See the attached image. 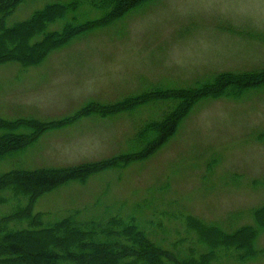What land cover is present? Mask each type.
Wrapping results in <instances>:
<instances>
[{
	"label": "rangeland",
	"instance_id": "obj_1",
	"mask_svg": "<svg viewBox=\"0 0 264 264\" xmlns=\"http://www.w3.org/2000/svg\"><path fill=\"white\" fill-rule=\"evenodd\" d=\"M72 1L29 0L17 6L6 25L23 23L47 5ZM101 17L81 5L64 21L75 18L81 24ZM64 21L48 31H60ZM260 70L264 0H152L49 52L40 64L0 65V120L24 122L12 133L29 136L35 123L73 118L86 106H114L155 90H189L220 74ZM171 107L151 101L104 118H77L1 161L0 176L133 154L140 149L138 131ZM36 195L32 211L40 215L41 227L73 213L84 223L134 215L151 240L168 249L183 250L195 240L182 222L185 216L228 232L252 225V211L264 205V86L239 96L202 99L184 115L174 136L144 160ZM0 197L7 200L0 204V218L28 199L14 200L11 190ZM256 249L259 255L245 264H264V232Z\"/></svg>",
	"mask_w": 264,
	"mask_h": 264
},
{
	"label": "trees",
	"instance_id": "obj_2",
	"mask_svg": "<svg viewBox=\"0 0 264 264\" xmlns=\"http://www.w3.org/2000/svg\"><path fill=\"white\" fill-rule=\"evenodd\" d=\"M27 1L0 0V65L17 63L26 67L40 64L49 52L90 31L112 24L152 0H73L66 5H47L25 22L7 26L6 19L17 6ZM81 5L100 12L102 17L81 24L75 18L64 21ZM58 21H64L62 29L48 31V27ZM259 86H264V70L224 73L210 83L189 90H155L114 106H86L73 118L47 124L35 123L34 128L30 125L33 132L29 136L12 133L24 122L0 120V131L10 132L0 136L1 162L21 154L42 133L60 128L77 118L93 114L104 118L151 101H166L172 105L161 120L138 131L136 141L140 149L133 154L76 168L14 170L0 176V195L11 190L14 200L24 196L28 198L23 206L18 201L16 205L15 201L14 209L0 218V264H245L256 259L260 253L256 242L264 232V205L252 211V225L232 232L185 216L182 222L195 240L186 249L181 247L183 250L175 245L172 249L164 248L159 242L151 240L145 225L134 215L84 223L77 219V213H73L41 227L40 215L34 214L32 207L36 194L84 180L92 173L107 168H124L149 157L174 136L181 119L200 100L239 96ZM6 202L4 197H0V204Z\"/></svg>",
	"mask_w": 264,
	"mask_h": 264
}]
</instances>
